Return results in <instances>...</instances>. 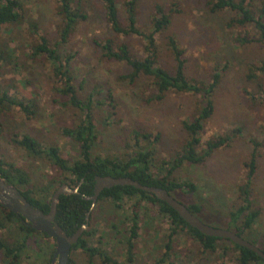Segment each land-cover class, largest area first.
<instances>
[{
  "label": "rangeland",
  "instance_id": "374dc122",
  "mask_svg": "<svg viewBox=\"0 0 264 264\" xmlns=\"http://www.w3.org/2000/svg\"><path fill=\"white\" fill-rule=\"evenodd\" d=\"M27 18L14 28L12 34L8 29L1 36V42H7L15 49L19 58L18 68L1 66L0 85L12 95L25 100L35 97L40 108L39 115L28 120L22 112L15 109L1 118L3 132L0 134V160L15 163L18 167L31 173V189L46 185L47 177H56L59 171L46 161H35L26 151L13 143L16 133L28 134L37 138L44 146H59L62 155L70 162L78 158V145L62 134L64 127L79 122L81 113L72 108L60 107L55 101V85L50 74V65L35 63L29 59L30 47L36 37L29 34V21H37L42 34L51 40L61 22L55 11L57 0H24ZM79 1V0H77ZM120 15L126 18L124 3L118 0ZM209 0H139L138 25L143 31L149 30L154 9L157 5L176 9L179 12L172 18L169 28L157 36L161 50L160 64L167 69L174 66L168 50L166 38H176L185 49L186 75L194 80L208 84L211 82L213 68L219 65L223 70L222 78L215 92V112L206 122L202 132V147L218 136H230L227 146L215 151L209 159L200 165L185 163L175 176L189 179L198 186L196 196L177 194L178 198L189 203L204 204L207 217H214V225L222 227L228 223L224 214L236 210L240 200L238 188L246 181L247 164L251 162L255 146L252 139L261 144L256 157V174L253 179V199L261 212L254 233L262 246L264 237V104H255L250 95L256 91L248 81L250 65L264 61V45L250 43L240 45L237 36L258 38L254 25L247 28L233 27L229 23L234 17L232 12L213 13L207 2ZM89 19L81 23L70 41L65 45L67 53L77 52L73 65L77 79L79 95L85 99L89 93L99 92V98L113 97L112 106L96 110L99 121L98 155H123L128 151L127 144H133V130L140 129L155 136L160 135L157 151L159 159L177 156L185 143L186 134L182 123L196 113L200 97L191 94L169 93L161 101L152 100L154 90L146 77H140L134 85L123 79L131 70L125 63L108 61L97 47L94 40L106 37L116 38L118 42L129 45L133 55L145 57L144 42L138 36L114 34L105 20L104 4L100 0H82ZM212 83V82H211ZM103 91V92H102ZM109 122L103 125L106 116ZM132 202L126 200L123 212L115 221L130 215ZM97 203L94 211L98 213ZM145 207H149L145 205ZM211 207V209L209 208ZM218 211L220 213H217ZM220 216L218 218V216ZM207 221L206 218L201 217ZM170 220L162 217L155 208L140 220V236L136 241L135 260L126 263L124 249L113 244V256L121 264H154L159 254L164 252L162 245L170 233ZM99 236L109 227L100 221ZM14 230H1L0 237L6 241L14 240ZM52 240V239H51ZM37 246L29 245L28 252L20 264H42L35 250ZM109 250H112L111 248ZM234 250L227 255L222 252L204 253L201 246L190 237H179L173 244L172 258L176 264H238ZM76 264H87L82 251L73 252ZM0 264L4 256L0 255ZM95 264H102L97 258Z\"/></svg>",
  "mask_w": 264,
  "mask_h": 264
},
{
  "label": "trees",
  "instance_id": "16d2710c",
  "mask_svg": "<svg viewBox=\"0 0 264 264\" xmlns=\"http://www.w3.org/2000/svg\"><path fill=\"white\" fill-rule=\"evenodd\" d=\"M100 1L104 4L105 20L114 34L127 37L138 36L144 42L145 57L140 58L133 55L128 44L118 42L116 38L106 37L104 40H94V45L105 59L122 62L129 67L131 72L123 79L130 85H134L140 77H146L150 82V87L154 90L151 99L156 101L163 100L169 93L191 94L200 97L195 115L182 123L186 140L181 152L175 157L161 160L156 147L161 140L160 135L154 137L151 133L134 129L132 132L134 143L127 144L129 149L125 154L106 155L105 157L98 155L99 121L95 111L104 110V106L107 105L112 106L113 97L110 94L99 98V92L89 93L85 99L79 95L76 85L77 76L73 71L78 54L77 52L67 53L64 48L77 27L89 19V15L82 0H57L55 11L61 22L56 28L53 40L41 33L37 21H29V34L32 37L37 36L35 43L30 47L29 59L35 63L50 65V74L57 96L54 102L60 107L72 108L82 115L78 123L71 127H64L62 130L65 137L72 139L78 145V158L70 162L63 157L59 146H44L35 137L16 133L13 143L17 147L24 149L27 155L35 161H46L51 167L56 168L59 174L53 178L47 177L46 185L38 189L30 188L31 173L15 163L0 160V174L15 185L28 201L46 214L50 212L52 198L60 186L68 184L71 187H77L83 182L79 194L62 195L57 207L56 221L69 236H73L86 223L87 215L91 213L88 229L72 248L69 264H76L72 254L77 250L86 255L87 264H95L97 258L101 259L102 264H121L113 256L114 242L115 246L119 245L124 249L126 263H133L136 241L140 236V220L150 212L152 207L171 222L167 241H164L162 245L164 252L159 254L154 264H176L172 258L173 244L179 237L185 236L201 246L206 254L220 251L222 255H227L229 251L234 250L238 264H264L261 257L246 248L221 238L202 234L192 228L166 202L135 187L117 186L105 189L97 202L99 204L97 214L92 207L93 202L84 199V196H93L97 176L131 178L146 186L165 189L201 220V217L206 218L207 221L202 220L205 223L236 231L264 251V246L260 244L254 233V227L261 215L253 199L252 185L257 170L256 157L261 147L255 139H252L255 151L251 162L247 164L246 181L238 188L240 204L236 210L224 214L228 220L225 226L214 225L216 221L214 217H207L204 204H192L177 196L178 193L196 196L199 188L189 179L177 178L175 173L185 163L194 165L205 163L215 151L227 146L232 139L230 136H218L208 141L205 148L200 150L203 145L202 132L205 124L215 112V92L221 82L223 70L228 65L223 68L216 65L213 68L212 83L205 84L194 80L185 72V49L176 38L169 36L166 38V43L174 66L167 69L160 64L161 50L157 36L169 28L173 16L179 11L157 5L152 14L149 30L143 31L138 25L139 0H127L124 3L126 13L124 22L121 19L118 0ZM207 5L213 13L232 12L234 17L229 23L230 26L247 28L254 25L258 31V38L237 36L236 42L240 45L255 42L264 45V0H209ZM27 12L24 0H0V41L6 29L9 34H12L14 28L21 26L27 18ZM0 63L1 66L11 65L15 68L19 65L15 49L4 41L0 43ZM247 79L256 88V91L248 93L251 101L263 105L264 61L258 65H250ZM38 104L35 97L31 100L21 99L0 85V134L3 132L1 123L3 116L17 109L28 120H32L39 115ZM109 117H111L110 114L103 120L104 126L110 123ZM126 200L132 202L131 213L125 215L124 219H120L118 224L115 218L123 212V204ZM100 221L107 223L109 229L99 236ZM8 228L15 231L14 240L6 241L0 237V255L4 256L6 264H20L28 252L29 245L37 246L35 252L42 264H52L55 253L54 240L44 233L29 228L15 214L0 204V229ZM110 248L112 250H109Z\"/></svg>",
  "mask_w": 264,
  "mask_h": 264
},
{
  "label": "water",
  "instance_id": "95a60500",
  "mask_svg": "<svg viewBox=\"0 0 264 264\" xmlns=\"http://www.w3.org/2000/svg\"><path fill=\"white\" fill-rule=\"evenodd\" d=\"M81 182L77 187L68 184L60 186L51 201V208L48 214L40 208L35 207L22 195L20 190L0 174V204L15 214L19 220L29 228L46 234L55 242V253L52 264H69L72 248L79 242L84 232L88 229L90 214L88 213L86 223L73 235L69 236L66 231L57 223V207L62 195L79 194ZM117 186H132L138 190L153 194L160 201L166 202L183 218L192 228L209 237L221 238L230 241L240 247L246 248L264 260V251L257 245L249 242L236 231L214 227L202 221L193 214L181 201L172 194L160 187L146 186L131 178H114L112 176L95 178V189L93 196H84L87 201H92L94 208L101 193L105 189Z\"/></svg>",
  "mask_w": 264,
  "mask_h": 264
}]
</instances>
